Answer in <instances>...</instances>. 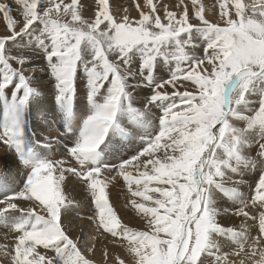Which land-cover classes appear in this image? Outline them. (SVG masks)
I'll return each instance as SVG.
<instances>
[{
  "label": "snow or ice",
  "instance_id": "1",
  "mask_svg": "<svg viewBox=\"0 0 264 264\" xmlns=\"http://www.w3.org/2000/svg\"><path fill=\"white\" fill-rule=\"evenodd\" d=\"M0 165V264H264V0H0Z\"/></svg>",
  "mask_w": 264,
  "mask_h": 264
},
{
  "label": "bare ground",
  "instance_id": "2",
  "mask_svg": "<svg viewBox=\"0 0 264 264\" xmlns=\"http://www.w3.org/2000/svg\"><path fill=\"white\" fill-rule=\"evenodd\" d=\"M133 15H135V13H133ZM0 167H2V165H0ZM111 199L112 201L114 202L115 206L121 210V215H124V211H123V203H124V200L121 198V194H120V189L119 188H116V189H113L111 191ZM127 220V218H126Z\"/></svg>",
  "mask_w": 264,
  "mask_h": 264
},
{
  "label": "rangeland",
  "instance_id": "3",
  "mask_svg": "<svg viewBox=\"0 0 264 264\" xmlns=\"http://www.w3.org/2000/svg\"><path fill=\"white\" fill-rule=\"evenodd\" d=\"M207 3L211 4L212 3V0H207Z\"/></svg>",
  "mask_w": 264,
  "mask_h": 264
}]
</instances>
